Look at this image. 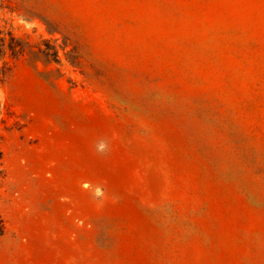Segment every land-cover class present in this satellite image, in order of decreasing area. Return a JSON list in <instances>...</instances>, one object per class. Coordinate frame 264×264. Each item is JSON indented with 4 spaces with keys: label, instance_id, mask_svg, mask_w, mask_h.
I'll list each match as a JSON object with an SVG mask.
<instances>
[{
    "label": "rangeland",
    "instance_id": "374dc122",
    "mask_svg": "<svg viewBox=\"0 0 264 264\" xmlns=\"http://www.w3.org/2000/svg\"><path fill=\"white\" fill-rule=\"evenodd\" d=\"M8 33L0 264H264V0H0Z\"/></svg>",
    "mask_w": 264,
    "mask_h": 264
},
{
    "label": "trees",
    "instance_id": "16d2710c",
    "mask_svg": "<svg viewBox=\"0 0 264 264\" xmlns=\"http://www.w3.org/2000/svg\"><path fill=\"white\" fill-rule=\"evenodd\" d=\"M8 35H9V40L11 41V43H10V45H7V46H5L4 45V36H2V37H0V42H2L1 43V45H0V52L2 53V52H4V51H6V50H8V51H10L11 52V54H13V55H16V54H20L21 52H22V45L21 44H17V42H18V40H16L12 35H11V33H8ZM15 43H16V45H15ZM2 233V230H0V234Z\"/></svg>",
    "mask_w": 264,
    "mask_h": 264
}]
</instances>
